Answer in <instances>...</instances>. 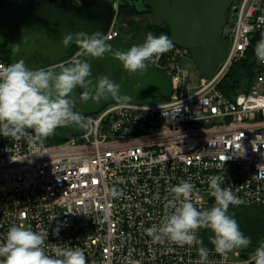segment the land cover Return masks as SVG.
Wrapping results in <instances>:
<instances>
[{"label": "built area", "instance_id": "built-area-1", "mask_svg": "<svg viewBox=\"0 0 264 264\" xmlns=\"http://www.w3.org/2000/svg\"><path fill=\"white\" fill-rule=\"evenodd\" d=\"M108 1L115 17L106 40L128 39L117 26L122 0ZM233 7L237 12L224 32L229 52L194 91L189 71L180 66L189 52L174 45L167 63L153 64L173 80L169 101L111 103L83 114L91 126L79 136L44 143L41 156H34L27 139L0 135V239L19 224L49 232L50 252L80 246L87 264H254L249 254L237 252L239 260H231L216 252L204 239L205 228L197 231L209 249L207 261L200 260L199 245L156 241L145 231L165 214L171 187L189 178L195 190L188 199L198 208L215 203L211 175H224L222 186L240 198L229 206L264 208V62L256 56L248 90L228 96L219 87L264 39V0H234ZM8 64L0 59V70ZM112 187L122 194L108 195ZM61 221L67 226L55 236Z\"/></svg>", "mask_w": 264, "mask_h": 264}, {"label": "clouds", "instance_id": "clouds-1", "mask_svg": "<svg viewBox=\"0 0 264 264\" xmlns=\"http://www.w3.org/2000/svg\"><path fill=\"white\" fill-rule=\"evenodd\" d=\"M26 39V38H24ZM76 42L83 50L72 62L62 65L59 71L43 68L29 69L23 59L11 62L0 70V135L16 139H27L34 156H41V145L55 130L65 124L75 123L81 128H89L91 119L80 110H74L76 98L73 90L83 89L81 98L89 97L99 102L110 95L130 100L120 95L121 85L107 75L91 78V64L83 57H103L111 55L124 64L129 73L146 70V61L159 60L160 55L174 47L167 34H147L143 43L133 44L127 50H112L102 31L92 33L83 30L67 32L62 39L64 46ZM8 47L15 55L20 50L19 43H10ZM255 54L264 62V39L257 41ZM94 89V91H93ZM181 109L177 110L178 113ZM31 130V131H29ZM210 194L215 203L210 208H198L188 197L195 190L193 181L184 179L171 187L174 194L167 201L165 214L159 223H153L145 229L156 241L164 239L180 245H199L201 261H207L209 249L198 236V229L209 228L214 233L209 239L218 253H225L238 247H247L251 237L245 235L235 216L230 215V204L240 203V198L231 188L222 186L224 175L208 177ZM111 197L122 193L115 187L106 190ZM66 221L57 223L52 234L58 236ZM49 232L35 230L31 226L13 224L3 239H0V264H87L86 253L80 246H54L52 252L46 240ZM55 245V243H53ZM54 253V254H53ZM254 264H264V242L257 246L253 255Z\"/></svg>", "mask_w": 264, "mask_h": 264}, {"label": "water", "instance_id": "water-1", "mask_svg": "<svg viewBox=\"0 0 264 264\" xmlns=\"http://www.w3.org/2000/svg\"><path fill=\"white\" fill-rule=\"evenodd\" d=\"M233 3L234 0H145L152 13L141 19L138 37L106 41L112 50H127L144 42L150 26L167 25L173 44L189 52L201 78L210 79L229 52L230 42L224 32L228 14L231 10L233 14L237 12ZM114 17V6L108 0H0V59L8 63L23 59L29 69L58 72L83 51L71 55L79 44L73 41L64 46L62 39L67 32L100 30L106 36ZM10 43L20 45L15 55L8 47ZM80 59L91 64L93 84L97 77L107 75L121 85L120 95L130 97L124 100L108 95L99 102L91 97L83 100V89L77 86L69 95L76 98L74 110L85 115L99 113L111 103L141 106L169 101L173 95L172 78L151 63L146 62L143 73H129L110 52L103 57L81 56ZM84 132L85 128L75 123L61 125L44 143H59Z\"/></svg>", "mask_w": 264, "mask_h": 264}, {"label": "rangeland", "instance_id": "rangeland-1", "mask_svg": "<svg viewBox=\"0 0 264 264\" xmlns=\"http://www.w3.org/2000/svg\"><path fill=\"white\" fill-rule=\"evenodd\" d=\"M137 7L140 11H144L146 9V4L144 0L136 1ZM234 8V7H233ZM152 13L146 11L145 13L138 14L136 16H121L120 18L117 16V26L120 28L124 37L131 38L133 34V26L131 22L134 21L135 24L139 26L140 29V21L142 18L149 16ZM233 11L228 14V18L232 19ZM229 25L225 27V33L229 30ZM140 33V30H139ZM149 33L156 35L155 32L150 31ZM139 35V34H138ZM161 62L165 64V61H156L155 63ZM69 64V63H68ZM180 66L189 71L190 74V85L193 89L197 88L201 82V76L195 64L193 63L190 55L185 56L181 59ZM238 78L242 81V89L248 84L247 76H244L241 71H239ZM211 205L210 207H212ZM208 207V208H210ZM231 207V206H229ZM233 208H236L233 210ZM231 207L228 208V212L230 215L235 216L237 219L241 230L243 233L249 237H251V243L247 247H238L232 250L226 251V253L230 256L231 260H239L236 256V253L239 252L241 254H249V256L253 257L254 250L257 246H259L262 242H264V208L261 207H251L242 211L239 207ZM238 208V209H237ZM205 238H210L214 235L211 229L205 228Z\"/></svg>", "mask_w": 264, "mask_h": 264}, {"label": "trees", "instance_id": "trees-1", "mask_svg": "<svg viewBox=\"0 0 264 264\" xmlns=\"http://www.w3.org/2000/svg\"><path fill=\"white\" fill-rule=\"evenodd\" d=\"M136 1L137 0H122L120 7H119L118 17L120 18L121 16H125V15L133 17L138 14L145 13L146 11L151 12V9H149L146 5H145L146 9L144 11H140L137 7ZM131 25L133 26V34L131 35L130 39H136L138 37L139 30H140L139 26L135 24L134 21L131 22ZM148 31L155 32L156 35L167 34L170 38V28L167 25L162 26V27L150 26ZM80 50H81L80 45L76 46L71 51V55L72 56L75 55ZM159 60L168 62V51L161 54ZM148 62L151 64H155L156 61L152 62V60L150 59ZM255 64H256V54H255V46H254L249 50L248 56L245 60L233 66L230 73L226 76V78L220 84L219 86L220 89L228 96H233L242 90H248L253 84V82L255 81ZM239 71H241L242 74L244 76H247L248 78V84L245 86L244 89H242L241 79L238 78Z\"/></svg>", "mask_w": 264, "mask_h": 264}, {"label": "crops", "instance_id": "crops-1", "mask_svg": "<svg viewBox=\"0 0 264 264\" xmlns=\"http://www.w3.org/2000/svg\"><path fill=\"white\" fill-rule=\"evenodd\" d=\"M233 208V207H232ZM261 208H263V207H261ZM236 208H233V210H235ZM238 209V208H237ZM242 211H245L246 209H248V208H240ZM204 239H205V241L207 242V243H209V244H212L211 243V241H210V239H209V237L208 238H205V231H204Z\"/></svg>", "mask_w": 264, "mask_h": 264}]
</instances>
